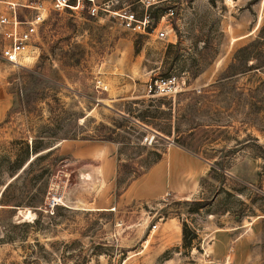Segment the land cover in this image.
Here are the masks:
<instances>
[{
    "label": "rangeland",
    "instance_id": "obj_1",
    "mask_svg": "<svg viewBox=\"0 0 264 264\" xmlns=\"http://www.w3.org/2000/svg\"><path fill=\"white\" fill-rule=\"evenodd\" d=\"M108 1L147 13L146 31L105 11L49 10L21 64L0 57V193L8 183L2 198L20 204H0V264H264V65H250L264 60V8ZM167 74L180 89L148 94L149 79ZM44 124L58 134L41 139L49 155L16 168ZM107 143L115 184L98 208L99 168L91 176L77 167ZM171 144L187 152L169 154ZM157 153L162 196L118 195ZM59 155L69 160H53ZM32 194L35 207L25 205ZM51 196L62 203L48 206ZM182 223L195 233L187 244Z\"/></svg>",
    "mask_w": 264,
    "mask_h": 264
},
{
    "label": "built area",
    "instance_id": "obj_2",
    "mask_svg": "<svg viewBox=\"0 0 264 264\" xmlns=\"http://www.w3.org/2000/svg\"><path fill=\"white\" fill-rule=\"evenodd\" d=\"M157 1L136 0L145 7ZM0 3V57L14 64H21L19 59L30 55V47L37 38L38 28L49 10L82 9L90 17L105 11L117 18L123 28L134 33L145 32L149 22L147 13L137 17L133 10L124 5L110 8L108 0H0ZM258 3L264 8V0H258ZM158 35H164V31L159 30ZM32 57H36V54ZM179 89L180 84L173 74L156 75L146 84V91L150 95H173ZM152 137L153 135H145L144 139L151 140ZM57 203H62L60 196H51L47 200L50 207ZM217 264H228V260L224 259Z\"/></svg>",
    "mask_w": 264,
    "mask_h": 264
},
{
    "label": "crops",
    "instance_id": "obj_3",
    "mask_svg": "<svg viewBox=\"0 0 264 264\" xmlns=\"http://www.w3.org/2000/svg\"><path fill=\"white\" fill-rule=\"evenodd\" d=\"M92 146V145H91ZM96 146V145H94ZM98 147V158H89L86 162L78 168L79 171H82L81 174H90L93 175L92 166H97L100 170L99 179L101 180L100 192L105 195L103 200L94 201L93 203L98 208H105L104 206L111 199V189L115 184V171H116V161L113 151H115L114 147L107 144H99ZM175 148L181 149L182 151L187 152L182 147L178 145L171 144L167 147V153L170 154ZM86 149H78V154H84L87 156ZM97 152H93L91 154L96 155ZM160 165L163 167L162 157L159 158L155 163L150 165L145 171H143L139 176L131 179L123 190L118 193L121 195L122 193L130 195V198H134L135 200H151L161 197L165 192L164 186H162V173L159 174ZM115 194V192H113Z\"/></svg>",
    "mask_w": 264,
    "mask_h": 264
},
{
    "label": "trees",
    "instance_id": "obj_4",
    "mask_svg": "<svg viewBox=\"0 0 264 264\" xmlns=\"http://www.w3.org/2000/svg\"><path fill=\"white\" fill-rule=\"evenodd\" d=\"M263 62H264V60L256 61V58H253V59H251L250 65H253L251 67H258L260 65H264ZM167 75H171V74H167ZM163 76H166V75H163ZM21 106L24 107V105H22V103H21ZM21 109L24 110V108H21ZM38 132H39V134H33L32 135V137L30 138V143L29 144L26 141L24 142L25 152H26L27 156H25L24 158L22 157L20 159V161L18 163H16V168H21L22 165H24L21 168V170H22L27 165H31V163L33 161L49 155L50 150L53 147H50L51 146L50 144H48V145H42L40 143L43 142L42 141L43 139H44V142H47L46 139L48 141H51L53 139H56V137H58V134L52 128H47V126L45 124L43 125V128L41 127V129ZM61 138H70V136H68L67 133H62ZM179 145H181V144H179ZM43 149H46V150L43 151L44 153H41L40 151H42ZM28 153L29 154L31 153V155H33V156H31L29 158L28 157ZM159 157H160V154L157 153L155 155L154 161H156L157 159H159ZM63 159H65L67 161L69 160V158H68L67 155H59L58 157H56V156L53 157V160H56V161L57 160H63ZM47 164L48 163H46L45 165H42V167L40 168L39 172L36 174L35 178H40L42 176V173L44 172V170L47 169ZM7 184L1 190V193H0V201L1 202H0V204H2V205H20L19 203H12V202L7 201V200H5V199L2 198L4 188L7 186ZM195 202H201V201L196 200ZM38 203H39V198L36 197L35 194H32L30 196L29 202L26 203L25 205L30 206V207H35V206L38 205ZM181 234H182L183 244H187L192 238L195 237V233L194 232H190V234H188V231L186 229V225L184 223H182V226H181Z\"/></svg>",
    "mask_w": 264,
    "mask_h": 264
},
{
    "label": "bare ground",
    "instance_id": "obj_5",
    "mask_svg": "<svg viewBox=\"0 0 264 264\" xmlns=\"http://www.w3.org/2000/svg\"><path fill=\"white\" fill-rule=\"evenodd\" d=\"M30 214V212H28ZM27 215V214H26ZM31 215V214H30ZM32 216V215H31ZM29 217V216H28Z\"/></svg>",
    "mask_w": 264,
    "mask_h": 264
}]
</instances>
